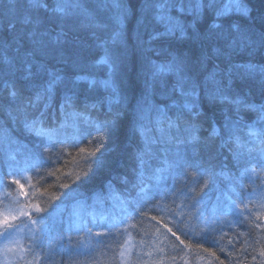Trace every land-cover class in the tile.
<instances>
[{
	"label": "trees",
	"instance_id": "trees-1",
	"mask_svg": "<svg viewBox=\"0 0 264 264\" xmlns=\"http://www.w3.org/2000/svg\"><path fill=\"white\" fill-rule=\"evenodd\" d=\"M94 1L97 6H91ZM225 1L214 0L213 9L190 10V0H127V5L110 10L108 5L124 0H65L78 6L65 15L53 13L51 7L34 12L47 21L48 31L55 35L63 29L67 39L63 61L38 54L62 77L51 98L36 101L37 106L19 119L0 112V136H6L0 138V188L17 193L15 185L24 176L30 199L38 204L26 207L30 212L15 221L39 223L36 233L24 238V259L19 264H120L127 236L134 243L132 264H264V245L259 242L264 239V120L258 110L248 107L264 105V46L259 42L260 30H249L251 20L237 12L234 4L225 7ZM12 2L0 0V15L9 12ZM47 2L55 6L57 0ZM158 4L166 7L158 8ZM262 5L264 0H251L257 18L264 11ZM124 8H128L127 21L115 31L108 23L117 22L115 16L123 14ZM168 18L184 24L190 34L207 35L213 24L222 25L223 35L209 38L201 79L217 73L235 103L211 105L202 94L199 111L204 118L190 116L182 108L187 98L172 91L175 77L155 87H149L150 78L140 80L144 59L165 63L168 51L181 46L172 38L152 39L165 32ZM231 24L240 25L249 39L242 40L234 32L228 35ZM31 50V41L24 46L10 39L6 50L0 46V54L6 51L15 66ZM106 51L108 61L115 60L125 71L131 95L110 94L107 85L100 83L104 75L113 77L103 63L101 53ZM5 80L15 83L20 98L27 101L43 93L49 77L41 72L27 82L11 66H0V100L7 96ZM114 81L125 84L122 78ZM141 82L143 89L138 88ZM66 96L71 97L70 105L65 104ZM8 99L10 110L15 109L18 101ZM177 117L180 130H169L168 121ZM186 120L199 127L201 138L204 131L208 135L209 123H214L220 131L216 146L209 151L173 142L166 145L167 151L153 150L146 164L136 157L131 175L118 172V156L132 136L140 140L137 152L147 151L148 143L158 137L161 144L170 134L182 140ZM112 121L115 127H109ZM140 123L148 128L147 136L137 131ZM55 125L64 131L60 142L39 141L43 153H54L51 159L38 151L37 139L45 131L56 130ZM220 146L231 147L232 155L221 154ZM238 237L244 238L245 248L236 245Z\"/></svg>",
	"mask_w": 264,
	"mask_h": 264
},
{
	"label": "snow or ice",
	"instance_id": "snow-or-ice-1",
	"mask_svg": "<svg viewBox=\"0 0 264 264\" xmlns=\"http://www.w3.org/2000/svg\"><path fill=\"white\" fill-rule=\"evenodd\" d=\"M251 0H235L234 8L241 15L248 17L251 23L248 25L249 30L259 29V42L264 46V11H261L259 18L253 14V8L250 7ZM78 5L65 0H57L55 6H50L47 0H13L12 7L8 13L0 15V36L3 40H0V46L5 50L9 46V40H14L17 45L23 44L27 46L28 41H31L32 50L25 56L22 63L19 66L12 64V61L8 58L6 51L0 54V66L9 65L16 72L21 74L23 81L30 82L31 79L37 74L43 72L49 77L48 86L44 88L43 93H37L35 99L28 97L27 101L22 100L21 90L16 87L15 83H11L7 80L3 81V88L7 92L2 100H0V112L6 114L12 119H19L21 115L26 116L30 107H36V101L46 100L51 98L58 82H62V77L58 71H52L49 69L48 64L39 60L38 54L50 55L52 59L57 61H63L65 58L64 44L67 39V33L61 29L59 32L48 31L47 21L41 20L34 15V12L39 9H49L55 14L65 15L69 8L76 7ZM120 5H118L119 7ZM158 8H165L166 5L158 4ZM264 8V5L261 6ZM179 8L184 10L183 2L180 3ZM188 8L192 10L202 8H215L214 0H195L193 4L190 0ZM221 13L217 10V15ZM161 19L165 17L161 16ZM55 29L53 28V32ZM234 33L240 34L242 40H248L247 34L242 33L240 25H229L228 35ZM223 35L222 25L213 24L209 33L203 35L199 32L188 31V28L174 20L173 18L167 19V25L165 32H158L153 35L152 39H167L172 38L181 42V46H173L171 51H168L167 61L162 64L152 63V82L149 87H155L157 83L163 84L167 79L171 77L176 78V86L172 89L173 92L179 91L181 96L186 97V102L182 106L184 112L190 116L204 118L199 111V102L202 94L207 97L208 103L215 105L219 103H235L224 91L225 85L223 81L218 79L217 73H208L204 79H201V69L208 59L207 48L209 47L208 41L210 37H216ZM186 45V46H184ZM20 51V48H17ZM217 52L220 49H216ZM110 54L106 51L103 63H108L107 57ZM261 73L264 74V66L261 67ZM9 89H16L8 91ZM18 101L15 109L10 110V101ZM72 103L71 97H65V104L70 105ZM248 107L258 110L261 113V119L264 120V105L259 106L258 109L253 105ZM144 109H140L143 113ZM183 114V113H182ZM43 115V113H41ZM150 115V112H149ZM28 126L27 120L24 121ZM37 120L34 119L32 124L35 125ZM185 137L181 140L175 135H169L168 139L161 144L162 137L155 138L153 142L148 143V150L143 148L137 152V160L141 164L148 162V157L151 156L152 151L164 148L167 151L166 145L173 142L191 144L207 148L211 150L214 139L219 137L220 131L215 127L214 123H209L208 135L202 140L198 135L199 127L192 123L190 120L183 121ZM109 127H115V122H108ZM168 128L177 129L181 128V118L177 117L176 121L169 120ZM141 136H147L148 128L140 123L137 129ZM162 133L163 130L161 129ZM231 140V137H229Z\"/></svg>",
	"mask_w": 264,
	"mask_h": 264
},
{
	"label": "rangeland",
	"instance_id": "rangeland-1",
	"mask_svg": "<svg viewBox=\"0 0 264 264\" xmlns=\"http://www.w3.org/2000/svg\"><path fill=\"white\" fill-rule=\"evenodd\" d=\"M218 1L216 0V2ZM234 3L235 0H226L225 7ZM23 177L21 176L18 180V185H15L18 190L17 193H5L2 189L3 187L0 188V264L21 263L25 252L23 246L24 238L34 235L39 225L34 220L30 223H15L20 217L26 216L30 212L27 211L26 207L30 205L32 209L38 205L37 201H31L28 192L29 182H23ZM11 191H15V187ZM133 246V240L127 236L125 245L119 253L120 264H132Z\"/></svg>",
	"mask_w": 264,
	"mask_h": 264
},
{
	"label": "bare ground",
	"instance_id": "bare-ground-1",
	"mask_svg": "<svg viewBox=\"0 0 264 264\" xmlns=\"http://www.w3.org/2000/svg\"><path fill=\"white\" fill-rule=\"evenodd\" d=\"M92 5L91 6H97L98 3H96L95 1L91 3ZM127 5V0H124V2L118 4V5ZM118 5L114 6V5H108V8L110 10H114L116 8H118ZM119 6V7H120ZM100 8L104 9L103 6H101ZM128 10V8H124L123 9V14L121 13H118V15L115 16V19H118L117 22H110L108 23V26H111V28L116 31L119 29L118 26H123L125 25V22L127 21V18H126V11ZM90 11L92 12V10L90 9ZM121 14V15H120ZM128 17V16H127ZM114 19V20H115ZM49 21H51L52 19H48ZM104 44L100 46V49H101V52H103V48H104ZM100 53V52H99ZM104 53V52H103ZM102 54L103 57H105V54ZM149 59H152L151 57L147 58V59H144V62H142V65L140 66L139 70V75H140V80H146L148 78H150L152 80V67H149ZM143 60V59H142ZM78 63H80V67H83L84 66V62L83 61H78ZM106 64V63H105ZM110 66H109V65ZM110 69H111V73L114 77V79L118 82V79L119 78H122L125 82L124 86H120L121 84H114L115 81L113 79L112 76L108 75L106 77L103 76V79H101L100 83H102V85H107V88H108V93L110 94H116V95H119V93L123 94L124 96H129L131 95L130 94V89L128 88V84L129 82H127V80L125 79V71H121L122 69V66L119 64L117 65L116 64V61L113 60V61H108V63L106 64ZM120 70V71H119ZM159 83H157L156 85H158ZM115 86L118 90H114V88L112 87ZM143 86H144V83H139L138 84V88L139 89H143ZM56 130H53L52 132H49V131H45L43 133V135H41V138L40 139H37V144H38V151L41 153V154H44V156L48 157V158H51V159H54L55 156H54V153L50 150H45L44 153L42 152L40 146L43 145L42 143H39V141H43L45 144L46 143H59L60 142V138L64 137V131L62 128H59L57 127L56 128V125L53 126ZM207 136V133L206 131H204V135L202 136V140ZM0 138L2 140H4L6 138V136L3 134L0 136ZM215 140V139H214ZM139 143H140V140L137 136H132L128 142V145H127V148L118 156V161L120 163L119 165V168H118V172L121 173V174H127V175H131L133 170L135 169V159L137 157V149L139 147ZM216 141L213 142L212 144V147L211 149L213 148V146H216ZM48 147H52L53 149H56V146L54 145H46ZM220 150H221V154H224V155H227V156H231L232 155V151L233 149H231V147L229 148H226L224 146H220ZM3 156V146L0 145V158H2ZM87 166L91 163L90 161H87ZM167 163H171V159H168L166 161ZM13 172V176H17V173L12 170ZM148 175V174H147ZM255 231H261L260 229L258 228H254ZM259 242L261 244L264 245V239L262 240H259ZM245 242H244V238L243 237H238L236 239V245L240 248V247H244ZM222 252L225 251V249H221Z\"/></svg>",
	"mask_w": 264,
	"mask_h": 264
}]
</instances>
